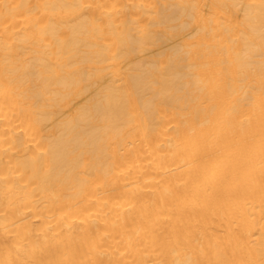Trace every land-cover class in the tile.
<instances>
[{"label": "bare ground", "instance_id": "6f19581e", "mask_svg": "<svg viewBox=\"0 0 264 264\" xmlns=\"http://www.w3.org/2000/svg\"><path fill=\"white\" fill-rule=\"evenodd\" d=\"M0 264H264V0H0Z\"/></svg>", "mask_w": 264, "mask_h": 264}]
</instances>
